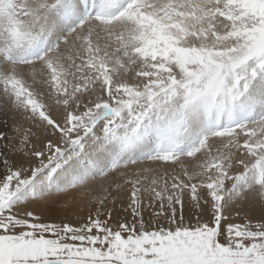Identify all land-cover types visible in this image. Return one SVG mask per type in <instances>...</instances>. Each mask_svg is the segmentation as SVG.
Listing matches in <instances>:
<instances>
[{"label": "snow or ice", "instance_id": "obj_1", "mask_svg": "<svg viewBox=\"0 0 264 264\" xmlns=\"http://www.w3.org/2000/svg\"><path fill=\"white\" fill-rule=\"evenodd\" d=\"M0 125V264H264V0H0Z\"/></svg>", "mask_w": 264, "mask_h": 264}, {"label": "rangeland", "instance_id": "obj_2", "mask_svg": "<svg viewBox=\"0 0 264 264\" xmlns=\"http://www.w3.org/2000/svg\"><path fill=\"white\" fill-rule=\"evenodd\" d=\"M145 124L147 127L140 129H134L132 125H128L125 129L121 130L120 135L113 138L109 145H115L117 147L116 150L108 154L107 163L105 162L100 168L96 169L95 174L98 175L100 171L112 167L115 162L126 163L130 160H144L157 151L167 149L169 145L167 140V123L165 120L163 118L157 119L153 117L151 123L146 121ZM207 126L208 120L204 112L199 109L194 110L189 115L187 125L183 132V142L180 144V147L184 151H189L198 142L203 129ZM0 127L3 126L0 125ZM108 159H110L109 162ZM77 179V176H71L69 177L68 183ZM54 180V176L51 179L43 175L38 177L33 184L24 189V192L27 193V198L39 196L47 191L65 186L58 182L54 184ZM50 211L55 215L59 211V207L57 206L56 209H51Z\"/></svg>", "mask_w": 264, "mask_h": 264}, {"label": "bare ground", "instance_id": "obj_3", "mask_svg": "<svg viewBox=\"0 0 264 264\" xmlns=\"http://www.w3.org/2000/svg\"><path fill=\"white\" fill-rule=\"evenodd\" d=\"M127 141H128V140H127ZM129 141H130V140H129ZM129 141H128V142H129ZM130 142H131V141H130ZM128 146H129V144H128ZM116 148H117V147H115V150H116ZM125 148H126V147H125ZM109 161H110V159H108V162H109ZM106 163H107V161H106Z\"/></svg>", "mask_w": 264, "mask_h": 264}]
</instances>
